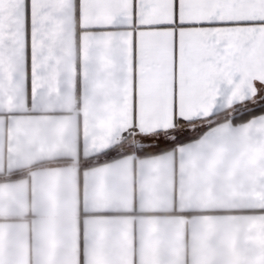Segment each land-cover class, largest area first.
Here are the masks:
<instances>
[{
  "label": "snow or ice",
  "instance_id": "obj_1",
  "mask_svg": "<svg viewBox=\"0 0 264 264\" xmlns=\"http://www.w3.org/2000/svg\"><path fill=\"white\" fill-rule=\"evenodd\" d=\"M0 264H264V0H0Z\"/></svg>",
  "mask_w": 264,
  "mask_h": 264
}]
</instances>
